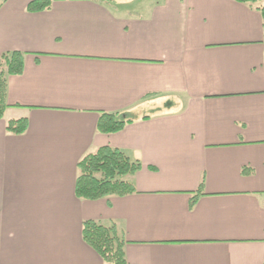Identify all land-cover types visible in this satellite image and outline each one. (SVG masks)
Instances as JSON below:
<instances>
[{
	"label": "crops",
	"instance_id": "obj_1",
	"mask_svg": "<svg viewBox=\"0 0 264 264\" xmlns=\"http://www.w3.org/2000/svg\"><path fill=\"white\" fill-rule=\"evenodd\" d=\"M32 1L0 0V57H23L0 119V264H107L84 243L85 221L116 227L125 264H262L255 6L50 0L28 12ZM116 113L132 121L99 133L101 115ZM20 119L23 134L5 130ZM106 146L140 163L124 178L134 193L77 198L78 161Z\"/></svg>",
	"mask_w": 264,
	"mask_h": 264
},
{
	"label": "trees",
	"instance_id": "obj_2",
	"mask_svg": "<svg viewBox=\"0 0 264 264\" xmlns=\"http://www.w3.org/2000/svg\"><path fill=\"white\" fill-rule=\"evenodd\" d=\"M237 3L254 5L264 23V2L260 0H233ZM50 0H34L26 10L40 12L48 10ZM23 70V57L19 52L5 53L0 57V119L6 104L7 76L19 75ZM132 120L124 114H102L97 122V131L102 134L115 133ZM26 120L8 121L5 130L14 135L26 131ZM138 161L118 149L101 147L85 155L77 163L78 175L75 182V196L82 200L96 201L110 196L123 197L134 193V187L124 178L140 169ZM245 171V170H243ZM202 183L199 185L201 189ZM194 200H192L193 203ZM82 239L107 264H125L123 256L124 240L114 225L103 226L93 221L82 224ZM264 264V258L263 262Z\"/></svg>",
	"mask_w": 264,
	"mask_h": 264
}]
</instances>
